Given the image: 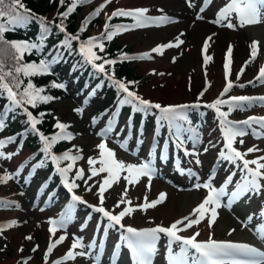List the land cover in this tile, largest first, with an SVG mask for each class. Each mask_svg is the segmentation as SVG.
I'll use <instances>...</instances> for the list:
<instances>
[{
    "label": "rangeland",
    "instance_id": "1",
    "mask_svg": "<svg viewBox=\"0 0 264 264\" xmlns=\"http://www.w3.org/2000/svg\"><path fill=\"white\" fill-rule=\"evenodd\" d=\"M222 2L223 0H214L210 8L203 13H199L200 0H191L193 6H189V0H111L106 4L101 12L105 18L108 14L121 8L125 10L144 8L148 10V14H153L156 17L165 15L170 18L171 22L155 28L150 26L133 27L131 30L117 34L118 43L126 46L127 53L136 55V61L132 62L130 67L135 74L141 76L138 86L135 84L139 96L162 106L187 105L194 102L208 104L221 96L228 80H231L234 86L223 97L264 96V83L259 81L248 83L255 80L260 68L264 66V23L229 29L210 22L215 19L217 9ZM97 3L105 4V0H98ZM89 9L90 7L85 5L80 15H85ZM198 14L204 18L197 19ZM233 22H236L235 19ZM177 36L184 41L179 47H166L162 53L151 51L159 45L174 43ZM208 37L211 39L208 40L209 46L205 53L203 52L204 43ZM254 41L259 42L258 52L255 59H251L250 46ZM229 46L232 48V53L229 65L230 74L226 79L224 65L228 59L224 58ZM145 53H148L149 56L141 58ZM205 55L211 57L207 64L204 62ZM246 61L250 62L245 67ZM242 67L244 71L243 74H240ZM238 74L239 79H237ZM240 84L245 86L241 88ZM56 109L55 113L62 122L69 123L67 131L73 133V141L78 145L72 154H77L78 149L82 150L79 154L83 159L76 162L71 173L74 175L76 169L82 167L87 177L89 174L87 158L97 157V145L103 140L100 133V121L96 116L95 103L93 101L86 104L83 95L79 94L78 89L73 86L68 97L58 100ZM76 109H83V111L77 112ZM236 111L237 114L233 117L237 121L257 116L255 114H261L264 117V105L261 103H255L247 107L246 110L236 109ZM213 120L211 114L200 118L201 130H195L199 137L198 142L194 143L192 140H188L185 132L183 133L182 139L185 147L189 152L195 151L196 155H189L190 159L187 162L180 158L181 169L174 166L170 154H168L165 162L154 167L150 189L146 187L149 183L147 177L141 178L134 185H127L126 199L131 200L134 208L143 204L145 197L150 202L157 199L160 193L167 195L165 201L156 207L146 211L136 209L125 216L122 220L125 226H169L172 222L180 220V217L189 214L208 195L207 189L203 187L198 189L196 185L205 183L209 169L217 161L216 153L220 145L218 138H215L213 134L214 127L217 126ZM117 123L118 121L110 133V137L106 139L107 147L114 151L117 160L125 164L139 165L145 158L144 143L148 144L153 129L148 127L147 131L150 135L144 139L146 141H139L136 136H131L129 139L124 138L122 134L127 131V128L122 124V119H119V124ZM165 129L166 127L162 128V130ZM135 133H138V129L133 128L132 134ZM165 137L163 133V138ZM120 138L125 142L126 148L121 147V144L117 142V139L120 140ZM239 141L237 143L245 149L253 146L264 149V137L254 139L245 136L242 145ZM164 142L167 141L164 140ZM149 145H152L151 141ZM175 148L174 143L169 141L167 151L170 153ZM205 148L208 149L207 152L204 151ZM0 152L5 154L4 157H0V177L5 173L13 177L7 182H0V227L3 228V232L0 234V264H23L24 260H27L28 264H46L45 253L49 243L64 234L67 235V239L54 248L48 256L47 264H53V261L64 256L69 250L74 236L82 237L85 245L98 239L97 247L90 251L99 254L100 236H97L93 231L94 219L98 216H92L86 212L91 208L87 206L81 209L74 207L73 211H79V213L73 217L66 229L58 230L56 235L52 236L49 232L51 225L48 221L61 209V203L64 200L68 201V198L71 200L72 193H69L65 188L46 190L44 188L45 181H43L46 172L43 176L37 171L29 175L22 174L19 169L22 170L26 162L28 167L30 165L29 158L33 159L28 150L5 145L0 148ZM257 152L256 156L264 154V151ZM13 153L14 155H11L10 159L7 158L9 154ZM197 159L200 161L199 164L196 163ZM66 162L70 163L71 161ZM35 166L33 164L31 167L36 169ZM220 168H223L222 174L232 170V166H227L224 163H220ZM189 170L191 173L192 171L199 172L200 178H194L189 174ZM17 173L19 174L17 175ZM104 175L106 174H101L92 181H88L87 185L82 180L76 181L80 187L74 190L75 194L81 196L88 204L98 205V184H94V181L101 180ZM89 185H93L91 191L87 190ZM125 186L126 181L121 178L105 192L104 207L113 214L119 213L127 206L121 204L120 207H115ZM50 197L53 202L42 210L41 206L45 199L49 200ZM4 199H11L12 202H5ZM262 208H264V196L253 195L250 200L241 198L230 207L227 205V200L225 202L222 200V207L217 209L216 222L210 227L208 216L206 221L204 220L207 231L202 232L199 238L206 240L211 235L217 240L250 243L264 251V240H261L258 234L251 230L255 223H264L259 219V211ZM249 214L254 215V224L245 228L241 222L245 221ZM89 215H91V219H89ZM13 221L15 224H12ZM82 225L84 226L83 230ZM232 229L235 231L232 232V235H228ZM115 231L116 228L111 229L107 236V242L103 248L105 256L100 258L99 264H113L114 240L112 238L117 236ZM28 236H31L32 239H27ZM161 242L162 239L158 242V250L153 257V264L163 263ZM34 248L36 251H33ZM76 251H81V249H76ZM64 264H96V262L88 256H77L74 260L65 261ZM116 264H127L124 256H121L120 261H116Z\"/></svg>",
    "mask_w": 264,
    "mask_h": 264
},
{
    "label": "snow or ice",
    "instance_id": "2",
    "mask_svg": "<svg viewBox=\"0 0 264 264\" xmlns=\"http://www.w3.org/2000/svg\"><path fill=\"white\" fill-rule=\"evenodd\" d=\"M87 0H71V5L67 7L65 12L60 13L62 18L60 23L56 25L61 33L65 34L64 40L61 45L57 46L55 54H49L51 59H41L37 62H24L25 54H31L33 50L40 52L44 48V41L47 39L51 31V23L45 17L36 16L32 11L25 5L23 0H0V97L5 96L9 101L7 112L14 111L16 108H22L26 113L27 121L30 123L31 130L37 131V126L41 123L40 119L33 116V113L28 110L27 106L35 108L38 103L48 102L54 99L48 95H42L44 92L43 88L35 86L31 79H28L25 85V78H31L37 75L50 74V69L53 64L60 62L63 58V53L60 48H63L69 52L72 51V42L79 40V35L68 34L63 21L66 20L70 13H72L78 4L86 3ZM111 0H105V4H102L96 9L93 15H98L100 11L110 3ZM211 3L212 0H207ZM60 4L64 5L65 0H60ZM189 6L191 0H189ZM147 9L136 8V9H116L111 13L109 20L113 17H131L135 21L133 27H146L150 24L160 25L163 23L171 22L167 16L150 17L146 15ZM205 11L204 7L199 8V13ZM201 15H197V19H203ZM235 19V23L233 20ZM37 22L40 27V36L37 41H9L5 38V33L14 31L17 28H27L30 23ZM90 21L86 18L83 22L80 32L86 30L87 24ZM220 26L234 29L237 26L243 27L246 25H255L264 23V0H228L224 6L220 7L215 14V19L210 21ZM129 28L123 25L110 26L109 23H105L104 32L100 37H91L87 41H81L79 44V51L85 58L86 63L92 65L100 73H105V65H114L115 60L105 59L102 63H96L101 60V57L96 54L93 50L99 47L100 51H103L104 45L102 43L97 44L100 39L112 40L113 37L122 31H127ZM208 37L204 43V52L208 49ZM184 41L177 36L175 42H169L168 44L159 45L153 48L151 51L155 53H162L164 48L179 47ZM259 42L254 41L251 44V59H255L258 52ZM232 48L229 46L227 50L228 61L225 63L226 79L230 74L229 65L231 63ZM149 54L145 53L143 57H148ZM130 57L124 56V59ZM211 59L210 56L205 55L204 62ZM245 62V67L247 63ZM244 68H241L240 74H243ZM239 79V74L237 76ZM108 80L112 86L117 89L118 93H123L121 99L118 100L119 106H131L134 113L149 114L150 110L156 109L159 115L156 116L157 122L164 126L165 123L169 129H175L176 146L183 147L184 140L182 135L185 131L190 133L187 139L192 140L194 143L199 141L198 135L191 129H185L181 122H188V115L186 110L193 107H200L199 104L195 105H169L162 106L159 103H153L149 100L143 99L135 91H131L128 84L124 81L115 79L113 76L108 75ZM264 83V66L259 70V74L255 77L254 81H249V84L255 82ZM234 84L231 80H228L221 97L228 93ZM245 85L240 84L239 87L243 88ZM52 87L61 88L65 87L62 83L53 82ZM99 88L100 85H97ZM264 104V96L253 97V96H231L227 100L217 98L214 102L206 105L209 109H214L218 120L219 127L223 137V149L219 153L221 160L236 165V168L240 171V180L236 182L235 189L229 192L228 185L232 183L233 177L236 172L233 171L226 178L224 184L219 188L213 186L212 182L209 181L203 185L197 184L196 188L203 187L208 190V195L203 201L193 209L190 216H185L180 220L172 222L169 226L156 225L155 227H148L143 229H136L131 226H125L122 220L125 216L131 214L136 209L146 211L149 208H154L157 205L163 203L166 199V193H160L157 199L148 201L147 197L144 198V203L137 205L135 208L132 206L131 200H127L128 187L127 185H134L139 182L143 177L148 178V187H151V179L153 174V168L151 161H145L137 164H125L115 158L113 150L107 147L106 137L113 131L112 122L109 121L108 127L102 130L101 135L105 137L97 145L99 150V156L88 157L87 164L89 165V174L86 177L85 170L81 167L76 169L74 177L70 180L68 173L73 170L76 162L83 159L79 153L82 150H77V154L67 151L61 155L52 154L53 145L61 140H70L72 135L67 131V126L64 123L57 122L55 127L59 131L51 137L39 133V139L43 142V153L50 157L51 162L56 166V171L63 178L64 187L69 193H72L71 200L72 204L68 206V211L62 213L59 219L50 218L48 223L51 225L49 232L52 236H55L58 230L66 229L68 223L72 220V212L75 205L83 204L91 208L94 213L101 214L106 218V225L103 227V234L107 236L110 229H114L119 226L121 230L119 241L114 247L113 257L118 258L119 250L126 248L130 253L131 264H153V257L157 254L158 242L162 239H166V259L167 264H264V251L258 247L246 243V242H235L231 240H217L211 235L205 241H200L197 237L200 235L199 232L192 234L191 236H182L179 233L190 229L193 225L199 224L206 215L209 216V226L211 227L217 220L218 212L217 209L222 207V197H227V205L230 207L233 203L239 201L241 198L252 199L255 196H264V155L258 156L255 159H246L248 153L256 151H264L253 146L247 149L246 152H241L234 145L237 137H243L247 135V130L252 129V135L257 138L264 137V117L250 116L242 121L230 120L229 114L235 109L246 110L247 107L255 104ZM227 105L228 110L223 111L222 106ZM77 112H82L83 109H76ZM7 112L0 113V129L5 127V117ZM43 115V114H41ZM131 119V117H130ZM253 125L258 126L254 128ZM14 138H9L8 142H11ZM239 143H244L243 139H240ZM5 141L0 140V148H3ZM121 147H125V143L121 144ZM208 151L207 148L204 149ZM4 153L0 152V157H4ZM9 154L7 158H11ZM185 155H196L195 151L188 152L185 150ZM161 160L166 159V155H161ZM61 161H71L65 167H61ZM240 162V163H237ZM196 163L200 161L197 159ZM99 165V167H97ZM254 167H251L253 166ZM40 165H37L39 167ZM19 173H17L18 175ZM101 174L102 176L99 181H94V184H98L97 195L99 198L98 205L88 204L87 201L79 195L75 194V189L79 188L80 185L76 183L78 180L84 181L87 185L88 181H92L95 177ZM190 175H194L189 170ZM13 177L5 173L0 177V182H7ZM121 178L126 181V186L117 201L115 207H120L121 204L127 206L123 208L119 213L113 214L104 207L105 192L110 189L115 183ZM93 185H89L87 190L91 191ZM195 216V219L191 217ZM91 219V215H89ZM259 219L264 221V208L259 211ZM242 225L247 228L250 224H254V215L249 214L245 221L241 222ZM15 224V221L12 222ZM82 225V230H83ZM100 228V225H97ZM253 230L261 240H264V223H255ZM235 229L229 231L228 235H232ZM3 228L0 227V234H2ZM27 239L31 240L32 237L28 236ZM67 239V235H60L54 242H50L46 253L45 261L47 264L48 256L53 252L54 248ZM97 247L96 241L85 245L82 237H73V242L70 245L69 250L60 259L53 261V264H64L65 261L74 260L77 256L84 257L88 256L95 260L96 264H99L100 255L90 250ZM100 249H103V242L99 245ZM178 248V251L175 250ZM81 249V251H76ZM23 251V249H21ZM33 251H36L34 248ZM23 264H28L27 260L23 261ZM113 264H116L115 260Z\"/></svg>",
    "mask_w": 264,
    "mask_h": 264
},
{
    "label": "trees",
    "instance_id": "3",
    "mask_svg": "<svg viewBox=\"0 0 264 264\" xmlns=\"http://www.w3.org/2000/svg\"><path fill=\"white\" fill-rule=\"evenodd\" d=\"M98 0H87L86 3L78 4L75 10L69 14L68 18L63 21L64 27L68 34L79 35L78 41L72 42V51L69 52L63 48L60 51L63 53V58L60 62L53 64L50 69V74L37 75L31 78H25V85L28 79H31L32 83L43 88L42 95H48L54 99L48 102L38 103L35 108L27 106L28 110L33 113V116L40 119L41 123L37 126V131L33 132L30 127V123L27 121L26 113L22 108H16L14 111L7 112L9 101L6 98V94L0 97V113L7 112L5 117V127L0 129V138L5 141L6 146L14 148L16 145L21 146L23 149H27L33 156V158L41 159L40 174L47 171L53 172L51 185L56 184L59 180L54 169L50 166L49 158L43 153V142L39 139V133H43L46 136L51 137L56 134L59 129L55 127L57 122L64 123L69 128V123L62 122L60 117L56 115V103L58 100L68 97L70 91L78 89L79 94H82L87 102L95 103L96 114H103L109 110L115 101L122 98L123 93H118L117 89L112 86L108 80V75L113 76L115 79L124 81L128 84L131 91H135V84L138 86V82L141 81V76L134 73L130 67L131 59H124V56L128 55L126 46H122L118 43L117 36H114L112 40L100 39L97 44L102 43L104 45L103 51H100L99 47L94 48L101 60L96 63H102L105 59L115 60L114 65H105L107 75L105 73L98 72L92 65L86 63L85 58L79 51V44L81 41H87L91 37H100L104 32L105 23H109L113 26L116 22H123L132 20L131 17H113L109 20L111 14L105 16L93 15L96 9L102 4L97 3ZM25 5L32 11L33 14L40 17H45L51 23V31L47 39L44 41V48L38 53L35 50L31 54H25L24 62H39L41 59H51V54H55L57 46L61 45V42L65 38V34L61 33L56 27L60 23V13L65 12L67 7L71 5V0H65V4L61 5L60 0H23ZM85 5L90 7L89 11L85 15H80ZM88 19L90 22L87 24L86 30L80 32V28ZM40 36V27L37 22H32L27 28H17L14 31L5 33V38L9 41H31L35 42ZM107 76V79L103 80V75ZM53 82L62 83L65 85L63 89L52 87ZM97 85H100L98 88ZM137 93V92H136ZM138 94V93H137ZM195 105V104H193ZM130 106H120L119 113L126 114ZM223 111L228 110V106H222ZM188 122H181L184 127L189 124L193 130H201L199 125L200 118H204L209 114H212V109L204 107H193L186 110ZM43 114V115H41ZM141 113H135V120ZM157 110H150L149 114L145 115L146 129L144 136L147 133V128L151 127L152 119L157 115ZM237 114L236 109L230 112L229 119ZM175 131V129H173ZM214 137L220 138L219 131L214 127ZM9 138H14L11 142H8ZM70 140H61L53 145L52 153L58 155L63 151H73L78 148V145Z\"/></svg>",
    "mask_w": 264,
    "mask_h": 264
},
{
    "label": "bare ground",
    "instance_id": "4",
    "mask_svg": "<svg viewBox=\"0 0 264 264\" xmlns=\"http://www.w3.org/2000/svg\"><path fill=\"white\" fill-rule=\"evenodd\" d=\"M232 241V240H231Z\"/></svg>",
    "mask_w": 264,
    "mask_h": 264
}]
</instances>
